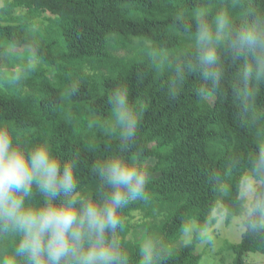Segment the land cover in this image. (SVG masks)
<instances>
[{
  "label": "trees",
  "instance_id": "trees-1",
  "mask_svg": "<svg viewBox=\"0 0 264 264\" xmlns=\"http://www.w3.org/2000/svg\"><path fill=\"white\" fill-rule=\"evenodd\" d=\"M201 7L209 20L224 10L239 24L245 8L264 9V0H5L0 8V71L7 47L23 50L10 54L17 77L0 85V126L13 143L47 142L62 162L78 154V191L91 198L101 189L92 166L113 155L159 175L147 184V199L120 210L128 264H139L149 240L164 250L156 264H201L197 248L216 225L215 212L242 216V182L264 147V85L245 110L234 92L239 63L222 56L220 85L206 96L197 95L198 72L185 68L177 78V65L195 57L185 26L194 31ZM121 85L139 114L126 145L112 131L108 99ZM42 201L35 193L32 202ZM137 212L143 221L130 241ZM17 242L0 237V256H11ZM225 248L232 258L221 264H246L247 255H264V233L244 230L239 244Z\"/></svg>",
  "mask_w": 264,
  "mask_h": 264
},
{
  "label": "clouds",
  "instance_id": "clouds-1",
  "mask_svg": "<svg viewBox=\"0 0 264 264\" xmlns=\"http://www.w3.org/2000/svg\"><path fill=\"white\" fill-rule=\"evenodd\" d=\"M207 8L193 12L185 32L196 52L186 66L177 65L178 80L185 68L198 72L204 86L198 96L219 87L222 56L240 64L234 92L245 110L264 85V9L245 8L236 24L227 11L209 20ZM177 81H173L175 86ZM114 124L126 145L136 136L139 114L129 101L127 87H116L109 96ZM79 155L61 161L47 142L25 148L13 143L10 131L0 126V237H18L11 256L0 264H128L117 230L124 219L120 210L131 201L147 199V170L135 159L116 154L92 166L99 178L98 198L78 191ZM240 227L264 233V147L247 175ZM104 189H108L105 191ZM40 193L42 203L32 202ZM162 248L149 240L140 249L139 264H156Z\"/></svg>",
  "mask_w": 264,
  "mask_h": 264
},
{
  "label": "rangeland",
  "instance_id": "rangeland-1",
  "mask_svg": "<svg viewBox=\"0 0 264 264\" xmlns=\"http://www.w3.org/2000/svg\"><path fill=\"white\" fill-rule=\"evenodd\" d=\"M5 0H0V8L4 6ZM21 10H16L14 13L16 15L20 14ZM49 17L48 14L42 15L38 20L46 19ZM11 53L21 54L23 53L22 49H16L7 47L6 53L3 55V63L0 71V85L3 78H9V80L15 79L18 74V68L16 62L10 56ZM30 62H33L31 60ZM35 62V61H34ZM37 62V61H36ZM39 64V63H37ZM149 182L154 183L158 178V174H148ZM247 177L244 178L241 188V199L247 192ZM215 217L217 219L216 225L211 228L206 238L202 243L198 245L197 251L202 254L201 264H221L220 260L225 259L229 261L232 256L225 248V245L228 244H239L244 233V229L240 227L243 216L234 217L230 220H227L224 212L216 211ZM143 221V214L140 212L134 213L132 219L129 222V232L126 236L127 240H132L133 232L132 227L138 224H141ZM188 234V232H186ZM189 240V239H188ZM246 264H264V255L259 253H252L246 256Z\"/></svg>",
  "mask_w": 264,
  "mask_h": 264
}]
</instances>
